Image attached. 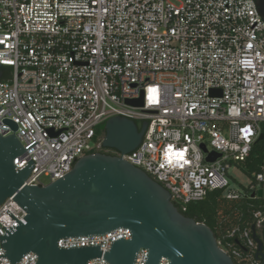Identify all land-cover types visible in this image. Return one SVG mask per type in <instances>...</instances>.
<instances>
[{"label": "built area", "instance_id": "obj_1", "mask_svg": "<svg viewBox=\"0 0 264 264\" xmlns=\"http://www.w3.org/2000/svg\"><path fill=\"white\" fill-rule=\"evenodd\" d=\"M0 44V135L12 133L3 119L17 124L26 151L14 164L34 163L26 186L45 187L101 153L142 170L182 211L215 191L264 203V164L241 190L229 182L264 131V20L254 0H0ZM113 117L147 122L133 152L103 147L98 129ZM8 212L18 222L26 216L7 198L0 236L17 225ZM251 215V226L216 239L234 264H262L251 227L261 238L264 214ZM121 239H131L128 228L60 239L58 247L107 252ZM147 256L140 249L134 264ZM37 259L30 252L17 264Z\"/></svg>", "mask_w": 264, "mask_h": 264}, {"label": "water", "instance_id": "obj_2", "mask_svg": "<svg viewBox=\"0 0 264 264\" xmlns=\"http://www.w3.org/2000/svg\"><path fill=\"white\" fill-rule=\"evenodd\" d=\"M254 2L264 20V0ZM0 49H4L3 44ZM1 77L0 69V80ZM2 123L12 133L0 135V205L11 198L26 216L18 222L8 212L17 225L3 227L0 246L5 254L0 258L17 264L31 252L38 257L36 264H87L96 258L108 264H134L138 251L144 249L148 253L145 264H160L162 257L169 264H234L219 249L207 225L182 215L166 189L121 157L87 155L59 180L45 187L26 186L34 163L30 160L21 168L15 166V159L26 150L15 134L17 124L9 119ZM146 127L147 122L138 126L132 120L113 117L104 125L102 145L121 156L129 154L140 145ZM263 138L260 134L257 142ZM215 158L213 155L208 160ZM261 195L259 190L257 197ZM118 228H128L131 239L113 243L107 252L100 247H58L60 239L101 236ZM251 229L258 244L255 258L264 264V234L258 238L254 226Z\"/></svg>", "mask_w": 264, "mask_h": 264}, {"label": "trees", "instance_id": "obj_3", "mask_svg": "<svg viewBox=\"0 0 264 264\" xmlns=\"http://www.w3.org/2000/svg\"><path fill=\"white\" fill-rule=\"evenodd\" d=\"M6 72V71H5ZM140 126V123H136ZM104 125L98 129V135L104 136ZM264 135V131H263ZM264 164V138L256 142L246 160L240 164L244 174L253 177L258 173ZM178 211L187 218L195 220L197 223L207 225L218 240L220 235L227 229L239 225L246 226L252 223L253 209H260L264 214V203L252 198L251 196L239 200H227L222 196V192L215 191L209 193L205 199L200 202L190 203L186 210L177 205ZM264 227L262 229V236Z\"/></svg>", "mask_w": 264, "mask_h": 264}, {"label": "rangeland", "instance_id": "obj_4", "mask_svg": "<svg viewBox=\"0 0 264 264\" xmlns=\"http://www.w3.org/2000/svg\"><path fill=\"white\" fill-rule=\"evenodd\" d=\"M229 176L230 188L232 189L241 190L242 187H246L249 184V177L237 167H233L229 170Z\"/></svg>", "mask_w": 264, "mask_h": 264}, {"label": "flooded vegetation", "instance_id": "obj_5", "mask_svg": "<svg viewBox=\"0 0 264 264\" xmlns=\"http://www.w3.org/2000/svg\"><path fill=\"white\" fill-rule=\"evenodd\" d=\"M262 249H263V253H264V243H263V248Z\"/></svg>", "mask_w": 264, "mask_h": 264}]
</instances>
